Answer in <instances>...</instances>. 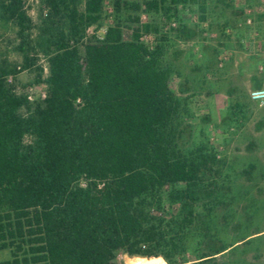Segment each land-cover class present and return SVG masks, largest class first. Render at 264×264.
<instances>
[{
	"label": "trees",
	"instance_id": "trees-1",
	"mask_svg": "<svg viewBox=\"0 0 264 264\" xmlns=\"http://www.w3.org/2000/svg\"><path fill=\"white\" fill-rule=\"evenodd\" d=\"M37 1L34 24L27 0H0L20 68L35 69L45 86L30 101L9 81L17 65L0 62V250L11 253L0 264H112L119 254L205 264L227 250L180 258L216 160L202 146L184 148L163 44L150 50L133 28L142 13L168 16L198 0H111L103 38L87 30L100 25L105 0ZM142 29L156 32L155 17Z\"/></svg>",
	"mask_w": 264,
	"mask_h": 264
},
{
	"label": "rangeland",
	"instance_id": "rangeland-1",
	"mask_svg": "<svg viewBox=\"0 0 264 264\" xmlns=\"http://www.w3.org/2000/svg\"><path fill=\"white\" fill-rule=\"evenodd\" d=\"M25 6L37 23L39 2L27 0ZM246 6L253 26L239 28ZM102 9L100 25L87 33L97 38L114 22L111 0ZM152 17L157 31L145 32L142 26ZM133 28L150 50L163 44L162 65L170 71L167 87L183 104L179 129L184 148L202 146L216 160L213 172L202 177L180 258L195 263L209 248L224 246L229 248L205 264H264V104L249 98L252 90L264 87V0L178 4L168 16L142 13ZM131 34L132 29L124 28L126 40ZM16 44L14 26L0 21V62L17 65L9 81L30 101L44 98L45 86L36 82V70L20 68ZM36 66L45 77L43 55ZM172 208L166 207L163 216L169 218L178 206ZM137 258L119 254L112 264H132ZM10 259L9 250H0V263Z\"/></svg>",
	"mask_w": 264,
	"mask_h": 264
},
{
	"label": "built area",
	"instance_id": "built-area-1",
	"mask_svg": "<svg viewBox=\"0 0 264 264\" xmlns=\"http://www.w3.org/2000/svg\"><path fill=\"white\" fill-rule=\"evenodd\" d=\"M171 25L174 26L175 24L172 23ZM252 26H253V19H252L251 8L249 6L248 7L246 6L243 9V18H242V21L239 22L238 27L239 28H245V27L251 28ZM89 29L87 30V33H88ZM225 33L229 34L230 30L228 28H226ZM249 98L251 101H253L255 103L264 104V87L252 90L249 93ZM28 99H31V98L28 97Z\"/></svg>",
	"mask_w": 264,
	"mask_h": 264
},
{
	"label": "bare ground",
	"instance_id": "bare-ground-1",
	"mask_svg": "<svg viewBox=\"0 0 264 264\" xmlns=\"http://www.w3.org/2000/svg\"><path fill=\"white\" fill-rule=\"evenodd\" d=\"M162 264L163 261L161 258H150V259H145V258H137L135 259L132 264Z\"/></svg>",
	"mask_w": 264,
	"mask_h": 264
},
{
	"label": "water",
	"instance_id": "water-1",
	"mask_svg": "<svg viewBox=\"0 0 264 264\" xmlns=\"http://www.w3.org/2000/svg\"><path fill=\"white\" fill-rule=\"evenodd\" d=\"M150 264H152V263H150Z\"/></svg>",
	"mask_w": 264,
	"mask_h": 264
}]
</instances>
